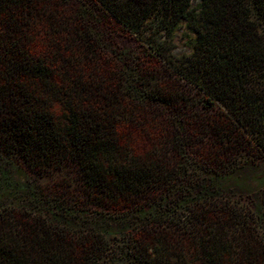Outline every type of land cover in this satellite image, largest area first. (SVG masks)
Listing matches in <instances>:
<instances>
[{
	"label": "trees",
	"instance_id": "16d2710c",
	"mask_svg": "<svg viewBox=\"0 0 264 264\" xmlns=\"http://www.w3.org/2000/svg\"><path fill=\"white\" fill-rule=\"evenodd\" d=\"M0 264H264V0H0Z\"/></svg>",
	"mask_w": 264,
	"mask_h": 264
},
{
	"label": "rangeland",
	"instance_id": "374dc122",
	"mask_svg": "<svg viewBox=\"0 0 264 264\" xmlns=\"http://www.w3.org/2000/svg\"><path fill=\"white\" fill-rule=\"evenodd\" d=\"M199 4V0H191V7L195 8ZM188 34L184 25L177 28L174 34L171 36L170 40V51L172 55L179 56L183 54H188L190 52V42Z\"/></svg>",
	"mask_w": 264,
	"mask_h": 264
}]
</instances>
